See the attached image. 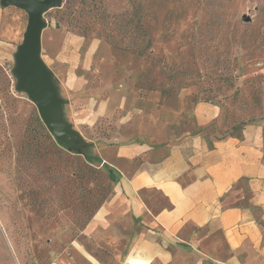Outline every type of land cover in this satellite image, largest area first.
Masks as SVG:
<instances>
[{"label":"rangeland","instance_id":"rangeland-1","mask_svg":"<svg viewBox=\"0 0 264 264\" xmlns=\"http://www.w3.org/2000/svg\"><path fill=\"white\" fill-rule=\"evenodd\" d=\"M42 19L41 59L84 143L59 147L18 91L29 20L0 0V264H121L88 229L116 184L85 155L194 134L198 103L222 111L210 139L264 119V0H62Z\"/></svg>","mask_w":264,"mask_h":264},{"label":"crops","instance_id":"crops-1","mask_svg":"<svg viewBox=\"0 0 264 264\" xmlns=\"http://www.w3.org/2000/svg\"><path fill=\"white\" fill-rule=\"evenodd\" d=\"M221 115L198 103L196 133L124 144L103 160L116 186L88 229L121 247V264H264V119L241 139H210Z\"/></svg>","mask_w":264,"mask_h":264},{"label":"water","instance_id":"water-1","mask_svg":"<svg viewBox=\"0 0 264 264\" xmlns=\"http://www.w3.org/2000/svg\"><path fill=\"white\" fill-rule=\"evenodd\" d=\"M5 7H17L28 15V27L23 42L17 47L14 74L17 89L28 95L39 112L42 123L65 148L77 150L84 143L73 125L63 120V100L57 94L52 73L41 59L44 13L62 6V0H1Z\"/></svg>","mask_w":264,"mask_h":264},{"label":"trees","instance_id":"trees-1","mask_svg":"<svg viewBox=\"0 0 264 264\" xmlns=\"http://www.w3.org/2000/svg\"><path fill=\"white\" fill-rule=\"evenodd\" d=\"M143 55H144V50H140V51L138 52V56L142 57ZM253 122H256V121L247 122V123H244L243 125L236 126V127L234 126V128H232L226 136L221 137V138H225V137H228L229 135H232V136H234V137H237V138L241 139V138L243 137L242 132H243V129H244L245 125H247V124H249V123H253ZM50 134H51V133H50ZM51 135H52V134H51ZM206 136H208V135L206 134ZM208 137H209V136H208ZM56 142H57V145H58L59 147H61V148H63V149H66V148H65L64 146H62L58 141H56ZM66 150H67V149H66ZM85 158H86V160H89L90 162H93V163H94V162H99V163L102 165L103 168H105V169L108 170L109 178L111 179V181H112L113 183L116 184L117 176H116L114 170H113L110 166H108L107 164H105V163L103 162V160H102L100 157L95 156V155L92 156V155H88V154H86V155H85ZM91 164H92V163H91Z\"/></svg>","mask_w":264,"mask_h":264}]
</instances>
